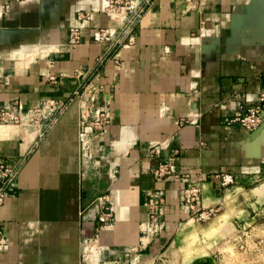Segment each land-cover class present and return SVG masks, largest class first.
<instances>
[{
    "label": "crops",
    "instance_id": "obj_1",
    "mask_svg": "<svg viewBox=\"0 0 264 264\" xmlns=\"http://www.w3.org/2000/svg\"><path fill=\"white\" fill-rule=\"evenodd\" d=\"M96 7L0 0V107L55 108L35 128L0 123V160L25 159L0 203V264H87L100 225L82 216L92 201L83 182L114 208L99 233L103 264H128L162 250L185 220L186 176L203 180L208 208L220 172L237 182L264 173V117L252 131L228 119L264 88V0H149L131 28L97 12L72 44L77 12ZM96 110L109 123L87 137L88 161L79 122ZM158 161L171 163V178L156 179Z\"/></svg>",
    "mask_w": 264,
    "mask_h": 264
},
{
    "label": "built area",
    "instance_id": "obj_2",
    "mask_svg": "<svg viewBox=\"0 0 264 264\" xmlns=\"http://www.w3.org/2000/svg\"><path fill=\"white\" fill-rule=\"evenodd\" d=\"M97 7L89 10H80L76 14L74 24L69 28L70 42L77 44L81 39V30L88 27L94 20L97 12H104L111 19H119L126 22L127 29L131 28L133 24L141 18L145 5L149 0H93ZM97 34V35H96ZM95 36L103 37L107 35L106 29H100ZM51 81L55 82L56 78L51 77ZM2 85L0 84V88ZM243 104V103H242ZM55 108L53 104L45 105L43 103L33 110L26 113L21 111V108L11 103H6L0 107V123L14 124L23 126L28 124L32 128L37 127L46 117L48 112ZM264 117V88L260 91L258 100L253 104L245 105L241 110L230 115L229 120L240 122L241 127L246 131H252L258 128ZM80 127L82 136V156L86 160H90L87 154L88 145L87 137L93 135L97 130H103L109 123V115L105 110H96L94 112L85 111L80 116ZM42 133L37 130L36 137H41ZM153 157H158L159 152L153 151ZM24 157L13 159L0 160V203L10 194L14 193L17 188V181L20 170L24 164ZM156 179L161 180L171 178L174 174L173 167L169 161H158L153 169ZM218 181L222 188L233 185L237 182L236 176L229 172H220L217 175ZM184 185L179 194L180 208L183 211L191 213L199 219L206 220L210 218L214 209L211 207L205 208L202 202L203 180L200 177L193 175L184 178ZM83 193L91 195L92 201H87L82 210L84 218L94 219L100 225L97 230L98 233L110 225L113 219L114 208L109 202L108 195H106L99 187L83 182ZM6 244L3 226L0 225V249Z\"/></svg>",
    "mask_w": 264,
    "mask_h": 264
},
{
    "label": "rangeland",
    "instance_id": "obj_3",
    "mask_svg": "<svg viewBox=\"0 0 264 264\" xmlns=\"http://www.w3.org/2000/svg\"><path fill=\"white\" fill-rule=\"evenodd\" d=\"M217 200L206 220L181 209L186 218L168 244L128 264H264V173L222 188ZM85 246L87 264H103L98 232Z\"/></svg>",
    "mask_w": 264,
    "mask_h": 264
},
{
    "label": "bare ground",
    "instance_id": "obj_4",
    "mask_svg": "<svg viewBox=\"0 0 264 264\" xmlns=\"http://www.w3.org/2000/svg\"><path fill=\"white\" fill-rule=\"evenodd\" d=\"M218 217H219V216H218ZM216 218H217V217H216ZM217 220H218V219H217ZM103 230H104V229H103ZM103 230H102V231H103ZM102 231H101V233H102Z\"/></svg>",
    "mask_w": 264,
    "mask_h": 264
}]
</instances>
